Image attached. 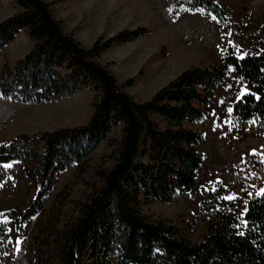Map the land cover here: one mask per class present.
<instances>
[{
  "label": "trees",
  "instance_id": "trees-1",
  "mask_svg": "<svg viewBox=\"0 0 264 264\" xmlns=\"http://www.w3.org/2000/svg\"><path fill=\"white\" fill-rule=\"evenodd\" d=\"M168 1L174 17L199 12L232 27L231 7L222 0ZM16 4L18 10L0 21V55L24 29L35 45L13 66L4 59L0 96L25 104L58 102L89 85L98 96L83 125L20 134L0 143V207L13 175L12 167L4 165L20 163L35 187L26 207L0 209V220H8L0 225V264L10 253L9 221L21 237L26 223L46 208L57 174L75 165L85 171L90 156L119 123L123 131L114 164L96 172L101 185L76 220L64 228L50 217L38 224L33 264H264V193L255 188L231 200L223 199L222 185L204 192L210 231L198 242L180 234L172 222L151 220L142 208L154 201L171 203L197 186L206 163L200 150L206 135L195 125L205 119L225 81L236 78L242 86L231 95L232 111L224 112L232 130L248 128L264 135V15L255 32L259 39L248 50L229 45L219 61L192 65L150 99L137 101L99 58L115 44L141 37L146 28L100 35L85 47L63 29L49 2ZM235 25L240 32L246 27L244 22Z\"/></svg>",
  "mask_w": 264,
  "mask_h": 264
},
{
  "label": "rangeland",
  "instance_id": "rangeland-1",
  "mask_svg": "<svg viewBox=\"0 0 264 264\" xmlns=\"http://www.w3.org/2000/svg\"><path fill=\"white\" fill-rule=\"evenodd\" d=\"M44 1L52 4L63 29L72 32L85 47H90L100 35L110 37L121 30L146 28L141 37L115 44L99 58L137 101L150 99L192 65L207 66L219 61L229 45L248 50L252 45L249 43L259 39L255 32L264 15V0H222L231 7L233 20L232 27L226 29L219 21L199 12L174 17L168 0ZM17 10L16 0H0V21ZM237 22L246 25L241 32ZM260 25L264 27V22ZM34 45L28 30H22L0 55V70L4 59L13 66ZM239 88L242 86L236 78L221 84L205 119L195 125L206 135V144L200 146L206 163L197 186L171 203L154 201L142 207L151 220L174 223L180 234L192 242L202 241L210 231L204 192L222 185L226 196L235 197L253 188L264 189V135L248 128L235 132L226 122L229 120L224 112H229L231 95ZM97 94L94 86L89 85L58 102L25 104L0 96V143L20 134L34 135L85 124L93 113ZM122 131L123 123L113 126L107 139L88 159L85 171L75 165L57 174L46 208L26 223L21 237L16 234L13 221H9L10 253L4 264H33L36 228L43 221L49 222V217L57 228L78 218L83 205L101 185L96 172L114 164L115 144ZM11 165L13 175L3 189L1 210L26 207L35 192L34 183L25 177L21 164Z\"/></svg>",
  "mask_w": 264,
  "mask_h": 264
},
{
  "label": "snow or ice",
  "instance_id": "snow-or-ice-1",
  "mask_svg": "<svg viewBox=\"0 0 264 264\" xmlns=\"http://www.w3.org/2000/svg\"><path fill=\"white\" fill-rule=\"evenodd\" d=\"M169 11L171 12L172 9H169ZM213 19H216V18L213 17ZM229 35H230V33H229ZM241 58H243V57H241ZM241 95H243V93H241ZM221 103H223V101H221ZM228 111L231 112L232 109L229 108ZM226 122L230 123V121H226ZM4 167L5 168H11L12 165L11 164H6V165H4ZM261 193H264V189H261ZM223 199L231 200V199H235V197L234 196H226V197H223ZM0 215H2V214H0ZM33 219H34V217H33ZM7 223H8L7 217H5L3 220H0V225H4V224H7ZM244 224H245V226H247V222L246 221L244 222ZM237 227H239V225H237ZM2 231H3V228H0V232H2ZM8 231H12V229H8ZM241 234H243V233H241ZM17 243H19V241H17Z\"/></svg>",
  "mask_w": 264,
  "mask_h": 264
}]
</instances>
